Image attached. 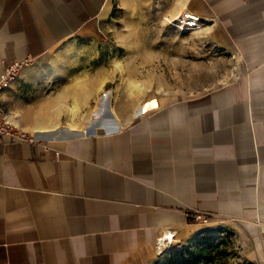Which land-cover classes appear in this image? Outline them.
<instances>
[{
	"label": "crops",
	"instance_id": "crops-1",
	"mask_svg": "<svg viewBox=\"0 0 264 264\" xmlns=\"http://www.w3.org/2000/svg\"><path fill=\"white\" fill-rule=\"evenodd\" d=\"M116 1L0 0V73L89 43ZM175 2L230 35L222 47L248 67L239 83L188 100L144 91L110 107L105 128L50 101L20 107L12 121L43 143L0 137V264H141L197 214L264 233V0Z\"/></svg>",
	"mask_w": 264,
	"mask_h": 264
},
{
	"label": "rangeland",
	"instance_id": "rangeland-1",
	"mask_svg": "<svg viewBox=\"0 0 264 264\" xmlns=\"http://www.w3.org/2000/svg\"><path fill=\"white\" fill-rule=\"evenodd\" d=\"M116 4L99 23L95 39L54 49L19 71L6 88L9 109L0 101L11 119L20 107L50 101L60 113L67 111L63 119L74 125L105 128L110 107L141 105L144 91L161 100H188L236 86L248 69L238 50L222 47L230 35L179 11L175 0ZM18 79L21 84L12 86ZM75 103L72 113L68 106ZM173 230L172 242L161 245V234L141 264H189L192 258L195 264H264L259 255L264 233L252 225L206 217L188 219Z\"/></svg>",
	"mask_w": 264,
	"mask_h": 264
},
{
	"label": "built area",
	"instance_id": "built-area-1",
	"mask_svg": "<svg viewBox=\"0 0 264 264\" xmlns=\"http://www.w3.org/2000/svg\"><path fill=\"white\" fill-rule=\"evenodd\" d=\"M28 60H13L6 64L0 73V93L6 89L11 82L15 79L19 71L27 65ZM0 137L7 138L11 141H25L30 144L43 143L42 139L35 136L34 133H29L19 128L12 119L9 117L7 112L3 109L0 104ZM207 216L204 214L193 215V218L204 220ZM175 234V231L172 232ZM174 237V235H173Z\"/></svg>",
	"mask_w": 264,
	"mask_h": 264
},
{
	"label": "bare ground",
	"instance_id": "bare-ground-1",
	"mask_svg": "<svg viewBox=\"0 0 264 264\" xmlns=\"http://www.w3.org/2000/svg\"><path fill=\"white\" fill-rule=\"evenodd\" d=\"M136 86H137V85H136ZM140 87H141V86H140ZM76 107H77V105H76V103H75V104H73L72 106H70L69 110H70L71 112H75ZM72 121H73V120H72ZM71 123H72V122H71ZM70 127H71V129H72L74 126L71 125ZM70 127H69V128H70ZM73 129H74V128H73ZM84 131H85V130H84ZM173 235H175V234H172L171 231H169L168 229H167V230L165 229V231L162 232V239H163V241H159L160 236L157 237V241H159V243H160L161 245H164L165 243H171L172 240H173Z\"/></svg>",
	"mask_w": 264,
	"mask_h": 264
},
{
	"label": "trees",
	"instance_id": "trees-1",
	"mask_svg": "<svg viewBox=\"0 0 264 264\" xmlns=\"http://www.w3.org/2000/svg\"><path fill=\"white\" fill-rule=\"evenodd\" d=\"M191 261L189 262V264H195L196 263V261H197V259L196 258H192V259H190Z\"/></svg>",
	"mask_w": 264,
	"mask_h": 264
}]
</instances>
